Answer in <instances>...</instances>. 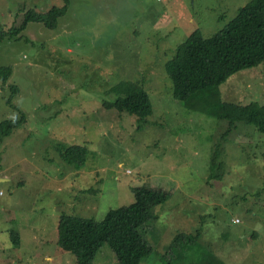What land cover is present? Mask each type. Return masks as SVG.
<instances>
[{
  "label": "rangeland",
  "instance_id": "rangeland-1",
  "mask_svg": "<svg viewBox=\"0 0 264 264\" xmlns=\"http://www.w3.org/2000/svg\"><path fill=\"white\" fill-rule=\"evenodd\" d=\"M249 1L69 0L55 28L29 22L0 40V66L11 69L0 80V123L24 117L0 146V264H76L58 244L59 216L101 220L139 187L169 194L141 228L153 252L140 264H264V134L244 123L228 131L176 102L166 72L190 33L212 36ZM63 5L0 0V32L29 9ZM124 81L148 93L145 121L104 106ZM216 96L264 105V63ZM74 145L86 150L80 167L58 149ZM179 234L193 242L175 245ZM91 264L119 262L105 244Z\"/></svg>",
  "mask_w": 264,
  "mask_h": 264
},
{
  "label": "trees",
  "instance_id": "trees-1",
  "mask_svg": "<svg viewBox=\"0 0 264 264\" xmlns=\"http://www.w3.org/2000/svg\"><path fill=\"white\" fill-rule=\"evenodd\" d=\"M52 7L45 12L29 9L18 27L0 32V40L18 35L29 22H39L47 28H55L58 19L68 8ZM264 63V0H250L239 7L235 15L210 37L200 29L194 30L178 45L175 55L166 64V72L173 83V98L180 104L199 108L203 114L228 122V131L237 123L254 126L264 134V105L251 103L238 105L223 102L216 96L218 87L238 72L259 67ZM11 69L0 66V80L6 84ZM12 88V95L16 93ZM117 98L105 102L106 109H115L145 121L152 114L148 93L140 85L120 82L111 89ZM194 103L200 104V106ZM200 111V110H199ZM24 123L5 120L0 123V146L3 139ZM63 159L71 166L80 167L86 158V150L80 146H61ZM169 194L148 187L135 190L134 201L128 205L109 209L101 220L62 213L58 218L57 238L59 246L75 258L76 264H91L98 251L106 244L115 254L119 264H140L153 252V247L142 234L141 228L158 218L156 207L165 203ZM11 243L17 245L18 233L11 231ZM193 242L192 236L179 234L174 244Z\"/></svg>",
  "mask_w": 264,
  "mask_h": 264
},
{
  "label": "crops",
  "instance_id": "crops-1",
  "mask_svg": "<svg viewBox=\"0 0 264 264\" xmlns=\"http://www.w3.org/2000/svg\"><path fill=\"white\" fill-rule=\"evenodd\" d=\"M18 245V244H17Z\"/></svg>",
  "mask_w": 264,
  "mask_h": 264
}]
</instances>
